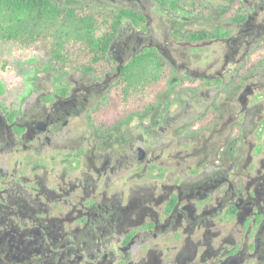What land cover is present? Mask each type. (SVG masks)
I'll use <instances>...</instances> for the list:
<instances>
[{"label": "flooded vegetation", "instance_id": "af4514ba", "mask_svg": "<svg viewBox=\"0 0 264 264\" xmlns=\"http://www.w3.org/2000/svg\"><path fill=\"white\" fill-rule=\"evenodd\" d=\"M48 1L121 22L0 101V264H264V0Z\"/></svg>", "mask_w": 264, "mask_h": 264}, {"label": "rangeland", "instance_id": "374dc122", "mask_svg": "<svg viewBox=\"0 0 264 264\" xmlns=\"http://www.w3.org/2000/svg\"><path fill=\"white\" fill-rule=\"evenodd\" d=\"M103 34L85 14L46 18L29 10L0 15V101L18 107L39 87L50 85L57 70L47 64L76 57L86 43L97 45Z\"/></svg>", "mask_w": 264, "mask_h": 264}, {"label": "trees", "instance_id": "16d2710c", "mask_svg": "<svg viewBox=\"0 0 264 264\" xmlns=\"http://www.w3.org/2000/svg\"><path fill=\"white\" fill-rule=\"evenodd\" d=\"M29 10L38 11L46 18L85 14L92 19V28L94 30H99L100 28H103L104 30L103 38L99 40L97 45L86 43L82 51L79 52L76 57L66 61H55L47 64L50 65L49 67L51 69H55L57 71H63L67 67L79 70L85 68L96 69L101 62L107 59L109 45L116 37L122 16L121 14H117L115 12L103 11L83 4L62 6L54 4L48 0H0V15L8 13L13 16H18V14ZM187 30L189 33L191 28ZM136 63L141 66L135 69L136 87L145 88L148 86L147 69L142 66L143 62L139 63L136 61ZM167 72H169L168 78L160 85L163 87V90H167L169 87V79L171 75L170 68L167 69ZM147 95L148 94L145 92H137L135 95V101L137 104H144L143 108L129 110L124 117L115 122H111L112 125L120 124L127 120L130 115L142 113L149 106L155 105L158 102V99L147 102ZM115 110L121 111L122 109L117 108Z\"/></svg>", "mask_w": 264, "mask_h": 264}]
</instances>
